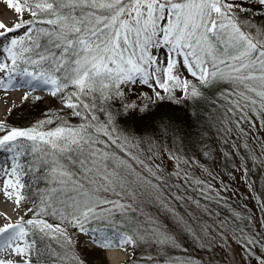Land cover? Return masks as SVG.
<instances>
[{"label": "snow or ice", "instance_id": "6c2138e0", "mask_svg": "<svg viewBox=\"0 0 264 264\" xmlns=\"http://www.w3.org/2000/svg\"><path fill=\"white\" fill-rule=\"evenodd\" d=\"M6 3L17 14V22L12 27L0 22V90L7 94L23 89L22 102L33 99L34 91H46L86 123L74 128L61 120L57 127L45 130L54 123L51 109L45 120L29 127H8L0 121V151L9 153L11 161L10 167H4L7 160L0 162L4 195L11 199L15 192L18 207L33 197L31 191H22L25 184L21 175L31 173L45 183L36 190L38 201L25 213H32L30 218L21 216L17 222L0 227V253L8 251L15 257L0 258V264H33V254L40 264H49L43 260L46 255L56 257L57 264H88L73 254L76 241L69 228L87 237L86 250L91 244L101 252L110 248L127 252L149 235L157 244H174L173 237L155 225L129 227L122 219L128 210L135 212L140 207L132 199L140 194L138 187H133L132 173L138 170L107 150L97 135L101 126L90 122L96 120L90 115L95 102L85 101L97 93H114L126 100L125 87L146 85L151 94L141 92L145 98L141 104L126 103L128 114L143 115L162 102L182 106L202 96L197 85L183 76L188 72L202 85L227 79L241 86L236 101L241 112L244 108L254 110L258 102L264 108V40L246 31L238 16L264 14V0ZM25 13L31 19H24ZM20 29L23 34L10 35ZM70 87L74 90L68 91ZM175 89H180L179 95ZM34 99L42 102L39 96ZM167 127L172 130L171 124ZM103 131L117 143L107 127ZM24 155L33 157L27 166L21 162ZM46 216L58 217L60 223L50 224ZM238 231L239 236L233 238L242 242L246 255H254V241L244 236L243 229ZM37 233L41 240L56 239L61 251L48 253L38 248L31 238ZM257 260L264 264V258Z\"/></svg>", "mask_w": 264, "mask_h": 264}, {"label": "rangeland", "instance_id": "374dc122", "mask_svg": "<svg viewBox=\"0 0 264 264\" xmlns=\"http://www.w3.org/2000/svg\"><path fill=\"white\" fill-rule=\"evenodd\" d=\"M238 16L246 31L253 32L264 40V14L253 16L251 13H239ZM6 17H10L13 24L17 22L14 10L8 7L6 0H0V21L3 22ZM24 19L31 17L25 13ZM23 31L20 29L18 33L10 35H21ZM183 76L188 80L198 81L188 72H184ZM230 86L235 93H223L226 96L223 103L227 111L223 115L212 116L215 121L211 129L215 134L210 151L203 157L206 161L201 159V163L194 162L186 153L171 156L164 148L152 145V140L143 142L144 145L139 137L111 130L110 136L117 141V147L122 142L126 151L123 153L127 155L126 166L138 170L132 175L133 187H138L140 194L134 195L132 199L140 207L135 212L128 210L129 214H143V221L138 223V227L155 225L161 232L172 236L175 243L157 244L149 235L135 248L129 247L127 255L119 248L101 252L91 244L86 250L84 244L87 237L71 229L68 230L69 235H73L76 241L73 254L87 260L88 264H111L107 252L119 255L118 264H127L131 260H135L136 264H258L257 257L264 258V108L258 102L254 110L244 108L241 112L236 101L240 99L238 93L242 88L232 81ZM134 88L138 92L151 94L146 85H136ZM1 92L4 91L0 90V94ZM175 92L179 95L180 89H175ZM13 95L12 90L0 95V106L3 108L0 121H5L8 127H16L11 126L15 124L12 119L19 120L21 113L27 112L26 105L29 102L21 101L22 94H16V100L12 101ZM31 96L33 99L41 97L40 114L31 116L18 127H29L37 121L45 120L43 114L50 109L53 115L71 113L62 108L60 100L46 91L37 90ZM104 113L100 110L96 121L101 127L109 128L110 122ZM51 125H46L45 130L57 127ZM0 152L6 158L10 156L9 153ZM210 153L212 154L207 159ZM23 177L21 175V183ZM157 177L160 179L157 180ZM30 184L34 190L36 184ZM109 198H112L111 195ZM6 200L10 211H14V218L24 216V219H28L32 216L30 212L25 215L29 208L34 207L30 200L21 201L17 207L15 192L11 199ZM209 200L212 203L216 201L217 204L209 205L206 202ZM223 203L229 204V215L219 209L218 206ZM238 229H243L244 236L254 241L251 245L254 255H246L242 242L233 238L239 236ZM47 239L57 242L52 237Z\"/></svg>", "mask_w": 264, "mask_h": 264}, {"label": "trees", "instance_id": "16d2710c", "mask_svg": "<svg viewBox=\"0 0 264 264\" xmlns=\"http://www.w3.org/2000/svg\"><path fill=\"white\" fill-rule=\"evenodd\" d=\"M190 81L197 85L202 96L194 100H189L182 106L176 105L172 102H162L158 107H150L148 112L143 115L138 112H134L130 115L124 107L126 103L135 101L137 104H141L142 101H144L145 98L140 96L141 92H138L134 88L135 86L133 88L125 87L124 91L126 100L115 96L114 93L106 96H101L97 93L95 97L89 96L85 102L90 104L95 102V107L91 108L90 115L95 116L96 120L99 118L98 113L100 110L105 112L104 115H107L110 122L108 128L110 133L111 130L115 129L120 133L124 132V134L139 137L142 143H148L152 140V145L164 148L171 156L186 153L194 162L201 163V159H203L206 152L210 151L209 147L215 134L211 129L215 121V118L212 116H215V114L220 116L227 111L226 105L223 103V99H226V96H224L223 93L233 94L235 91L232 89L230 81L227 79L220 80L212 85H202L199 81ZM72 90L74 89L71 87L68 89V91ZM96 97H99V99L97 100ZM26 108L27 112L21 113L22 117L19 116V120L16 118L12 119L15 124H12L11 126H22V123L27 122L31 116L39 115L41 103L35 99H31L27 103ZM106 110L108 113H106ZM51 115L54 119V123L52 125L49 124L51 126H58L61 120L67 121L74 128L84 123V120L81 117L73 116L71 113ZM43 116L47 118V113H44ZM96 120L90 122L93 125L101 126ZM169 124L172 126L171 131H169L167 127ZM97 135L105 141V146L109 152L113 153L118 159H123L128 162L126 160L127 155H123L126 151H124L122 142L118 147L117 144H113L109 139V136L104 134L103 127H101V131L97 132ZM128 154H130V152ZM211 154L212 153L208 154L207 159ZM141 157L142 156H140L139 159H141ZM32 161V156L24 155L21 157V162L24 163L25 166L32 163ZM36 163L39 164V161H36ZM40 174L41 173H36V176H39ZM31 182L36 184L34 190L30 186ZM23 183L26 186L24 192L27 193L28 191H31L34 194V198L29 200L31 202L38 201V196L35 195L36 190L45 187V183L34 178L31 173L24 175ZM206 202L209 205H214V203L217 204L216 201L212 203L211 200ZM218 207L222 213L229 215V204L223 203ZM44 218L52 223H60L58 217L46 216ZM122 219L127 220L129 227H138V223L143 221V214L131 213L127 217H122ZM71 229L72 228H69V230ZM38 234L39 233L31 237L37 241L38 248L48 253H51L53 250L60 252L59 243L48 240L47 238L41 240ZM46 245H50V247L45 248ZM43 260L49 262V264H57L56 257L46 255L43 257ZM33 264H40V261L35 254H33Z\"/></svg>", "mask_w": 264, "mask_h": 264}, {"label": "bare ground", "instance_id": "6f19581e", "mask_svg": "<svg viewBox=\"0 0 264 264\" xmlns=\"http://www.w3.org/2000/svg\"><path fill=\"white\" fill-rule=\"evenodd\" d=\"M2 23L7 24L9 27L13 26V22H12V19L10 17H6ZM4 94H5L4 92H1L0 95H4ZM15 97L16 96H14V95L12 96V98H11L12 101L16 100ZM2 112H3V108H1V106H0V116H1ZM5 167H8V166L5 165ZM4 179H5V177L3 175H0V227H3L6 223H9V222L15 223L19 220V219L14 218V216L12 215V214H14V211L13 212L10 211V206H8L9 204L6 200L8 197H6L4 195V192H3ZM9 191H12L11 188L9 189ZM13 194H14V192L12 193V195ZM129 249L126 252V255L129 253ZM107 253H108V256L110 257L111 264H118V262L120 261L118 259L119 255L116 256L114 252H107ZM0 258L15 259V257H12L9 255L8 251L0 253Z\"/></svg>", "mask_w": 264, "mask_h": 264}]
</instances>
